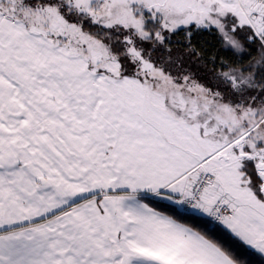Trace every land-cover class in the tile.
I'll return each instance as SVG.
<instances>
[{"label":"snow or ice","instance_id":"6c2138e0","mask_svg":"<svg viewBox=\"0 0 264 264\" xmlns=\"http://www.w3.org/2000/svg\"><path fill=\"white\" fill-rule=\"evenodd\" d=\"M257 256L264 0H0V264Z\"/></svg>","mask_w":264,"mask_h":264},{"label":"trees","instance_id":"16d2710c","mask_svg":"<svg viewBox=\"0 0 264 264\" xmlns=\"http://www.w3.org/2000/svg\"><path fill=\"white\" fill-rule=\"evenodd\" d=\"M202 40H207V41L211 42L212 41V37L205 35L204 37H202ZM252 264H264V261H262L261 258L258 257V256L257 257H253Z\"/></svg>","mask_w":264,"mask_h":264}]
</instances>
